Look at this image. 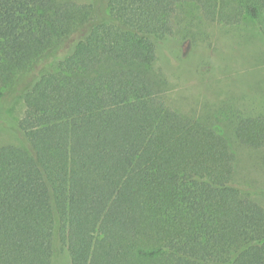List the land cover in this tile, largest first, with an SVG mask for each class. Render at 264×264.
<instances>
[{
	"label": "trees",
	"instance_id": "1",
	"mask_svg": "<svg viewBox=\"0 0 264 264\" xmlns=\"http://www.w3.org/2000/svg\"><path fill=\"white\" fill-rule=\"evenodd\" d=\"M264 36V0H0V264H264V207L235 185L227 139L140 71L179 7ZM45 63L44 65H42ZM264 149V116L236 113Z\"/></svg>",
	"mask_w": 264,
	"mask_h": 264
},
{
	"label": "rangeland",
	"instance_id": "2",
	"mask_svg": "<svg viewBox=\"0 0 264 264\" xmlns=\"http://www.w3.org/2000/svg\"><path fill=\"white\" fill-rule=\"evenodd\" d=\"M140 71L169 107L227 139L237 158L235 185L264 207V149L240 146L232 120L236 113L264 116V36L258 28L211 23L195 5H183L173 19L172 38L159 45L155 63ZM23 113L20 100L6 106L10 121L0 120V147L23 145L18 132L8 126L18 124ZM57 264H70L67 251Z\"/></svg>",
	"mask_w": 264,
	"mask_h": 264
}]
</instances>
